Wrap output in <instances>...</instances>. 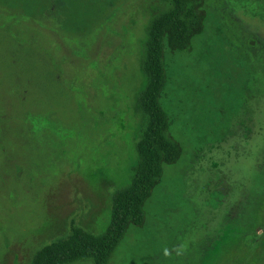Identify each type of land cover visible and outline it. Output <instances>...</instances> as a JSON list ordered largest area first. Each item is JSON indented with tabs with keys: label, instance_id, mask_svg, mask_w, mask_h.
<instances>
[{
	"label": "rangeland",
	"instance_id": "rangeland-1",
	"mask_svg": "<svg viewBox=\"0 0 264 264\" xmlns=\"http://www.w3.org/2000/svg\"><path fill=\"white\" fill-rule=\"evenodd\" d=\"M160 5L112 0L96 23L97 9L77 18L82 32L0 0V264L105 230L136 163L141 44ZM205 7L166 100L182 156L109 264H264V0Z\"/></svg>",
	"mask_w": 264,
	"mask_h": 264
},
{
	"label": "trees",
	"instance_id": "trees-1",
	"mask_svg": "<svg viewBox=\"0 0 264 264\" xmlns=\"http://www.w3.org/2000/svg\"><path fill=\"white\" fill-rule=\"evenodd\" d=\"M111 1L13 0V5L35 18L55 14L62 29L74 30L77 26L76 30L84 32L90 25L80 24L77 18L97 9L96 23ZM206 20L205 0H161L160 7L153 11L141 44L140 84L134 97L142 120L131 180L111 194L110 217L102 233L90 234L74 227L68 235L39 248L31 264H109L129 230L146 225V206L161 183L164 167L176 164L182 156L180 143L169 133L172 116L166 102L169 88L170 95L173 90L181 92L176 86L181 70L172 78L174 55L192 51L195 38L204 33Z\"/></svg>",
	"mask_w": 264,
	"mask_h": 264
}]
</instances>
